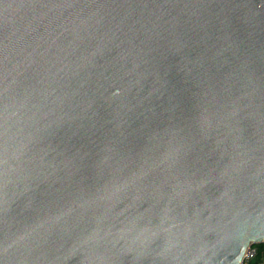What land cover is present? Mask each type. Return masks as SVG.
I'll return each mask as SVG.
<instances>
[{"label": "water", "instance_id": "obj_1", "mask_svg": "<svg viewBox=\"0 0 264 264\" xmlns=\"http://www.w3.org/2000/svg\"><path fill=\"white\" fill-rule=\"evenodd\" d=\"M255 244L264 0H0V264Z\"/></svg>", "mask_w": 264, "mask_h": 264}, {"label": "built area", "instance_id": "obj_2", "mask_svg": "<svg viewBox=\"0 0 264 264\" xmlns=\"http://www.w3.org/2000/svg\"><path fill=\"white\" fill-rule=\"evenodd\" d=\"M256 254H257L256 245L248 246L244 252V255H243V258L240 264H248L251 260H253L256 257ZM258 264H264V252Z\"/></svg>", "mask_w": 264, "mask_h": 264}, {"label": "trees", "instance_id": "obj_3", "mask_svg": "<svg viewBox=\"0 0 264 264\" xmlns=\"http://www.w3.org/2000/svg\"><path fill=\"white\" fill-rule=\"evenodd\" d=\"M255 245L257 248L256 257L253 260H251L248 264H258V262L261 259L262 254L264 252V244H255Z\"/></svg>", "mask_w": 264, "mask_h": 264}]
</instances>
